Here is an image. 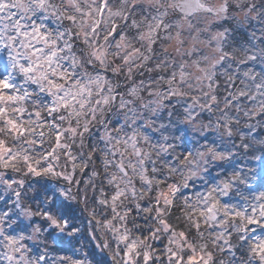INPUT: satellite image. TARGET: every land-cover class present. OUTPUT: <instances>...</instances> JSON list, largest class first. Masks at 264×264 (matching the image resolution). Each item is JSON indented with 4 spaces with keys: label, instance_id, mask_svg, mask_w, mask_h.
<instances>
[{
    "label": "snow or ice",
    "instance_id": "1",
    "mask_svg": "<svg viewBox=\"0 0 264 264\" xmlns=\"http://www.w3.org/2000/svg\"><path fill=\"white\" fill-rule=\"evenodd\" d=\"M0 264H264V0H0Z\"/></svg>",
    "mask_w": 264,
    "mask_h": 264
}]
</instances>
